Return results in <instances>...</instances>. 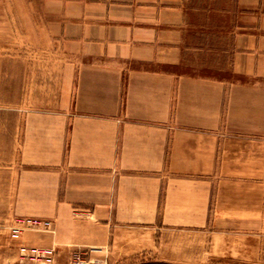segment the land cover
I'll return each instance as SVG.
<instances>
[{
    "label": "crops",
    "instance_id": "1",
    "mask_svg": "<svg viewBox=\"0 0 264 264\" xmlns=\"http://www.w3.org/2000/svg\"><path fill=\"white\" fill-rule=\"evenodd\" d=\"M29 1L67 67L55 107H15L3 219L50 220L22 238L52 264H264V0Z\"/></svg>",
    "mask_w": 264,
    "mask_h": 264
},
{
    "label": "rangeland",
    "instance_id": "2",
    "mask_svg": "<svg viewBox=\"0 0 264 264\" xmlns=\"http://www.w3.org/2000/svg\"><path fill=\"white\" fill-rule=\"evenodd\" d=\"M33 11L29 0H0V166L7 167L6 176H9L6 188L0 186V212L8 209L12 202L10 197L13 196L12 185H9L12 181L9 167L13 166L15 139H19L14 130L15 107L22 112H26L30 107H55L61 91V67H67L56 43L41 37L43 35L39 32V24L35 21ZM26 139L27 137L22 136L23 144ZM24 174L25 177L31 176ZM40 178L41 176L38 180ZM3 218L5 216L0 215V230L7 227L12 247H18L20 250L15 264H20L24 259L21 253L30 256L26 257L29 260L32 251L48 255L49 259L43 258L42 261L52 264V254L45 246L29 245L23 241L25 238H22L25 233L47 230L51 226L50 220L36 216H16L7 223ZM45 221L50 222V225L45 226ZM14 228L19 229L17 236L13 235ZM5 239L7 238L1 232L0 241L5 242ZM75 253H80L83 262L89 264L83 251L79 250L72 253L70 264H77ZM188 256L192 260L188 264H230L219 263L210 258L205 249L193 251ZM32 260L30 259V262ZM140 263L153 262L140 259L134 264Z\"/></svg>",
    "mask_w": 264,
    "mask_h": 264
},
{
    "label": "built area",
    "instance_id": "3",
    "mask_svg": "<svg viewBox=\"0 0 264 264\" xmlns=\"http://www.w3.org/2000/svg\"><path fill=\"white\" fill-rule=\"evenodd\" d=\"M48 225H50V222L45 221V226H48ZM17 231H19V229L18 228H14V232H13L14 236H17ZM32 252L33 253H31V258L30 259L40 260V261H42L43 258L49 259L48 255L45 256V255L41 254L39 251H32ZM45 254H48V253H45ZM21 256H23L24 259L21 260L20 264H47L46 262H43V261L42 262H38V261L34 262L32 260L30 262V259L28 260L26 258L28 255H26L25 253H21ZM74 256H75V260H76L77 264H86V263L83 262L82 256H81L80 253H75ZM28 257H30V256H28ZM140 264H173V263H140Z\"/></svg>",
    "mask_w": 264,
    "mask_h": 264
}]
</instances>
